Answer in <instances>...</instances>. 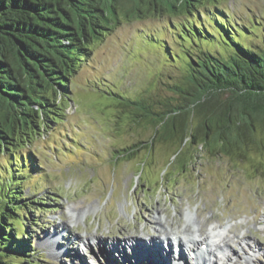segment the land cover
Returning <instances> with one entry per match:
<instances>
[{
	"label": "rangeland",
	"instance_id": "obj_1",
	"mask_svg": "<svg viewBox=\"0 0 264 264\" xmlns=\"http://www.w3.org/2000/svg\"><path fill=\"white\" fill-rule=\"evenodd\" d=\"M128 1L136 13L126 8L113 13L112 30L96 43L72 78L73 102L68 104L66 119L12 151L21 161L28 157L27 166L21 161L15 164L9 154L0 155V180L8 181L4 176L12 174L11 170H31L30 179L23 184L24 195L59 198L57 203H47L51 207H47V220L52 221L49 228L43 226L32 233L30 224L18 220L19 231L29 233L43 264H106L109 254L103 256L104 250L114 249L111 247L123 240L132 246L135 240L130 239L137 236L138 240L141 234L148 239L137 244L143 248L142 259L153 252L154 245L158 256L154 239L176 230L185 231L187 244L192 233L204 242L210 233L208 244L217 256H212L216 264H226L222 258L226 246L218 249L212 240L225 236L231 241L227 253L234 264H264L261 129L254 133L256 143L252 144L260 148H248L245 157L191 143L180 148L174 141L158 138L150 150L142 147L131 159L116 158V150L146 140L154 130L132 123L112 93L149 94L156 99L173 95L169 86L182 74L185 50L194 48L179 36L181 26H192L190 20L197 16L209 23L205 12L210 8L229 14L245 44L264 45V0H201L196 2L198 11L191 10L193 14L175 9L171 0H158L159 4L152 0L148 6L146 0ZM161 5L169 7V13L161 12ZM204 5L208 7L201 8ZM210 47L221 49L219 44ZM197 122L196 117L188 119L186 132ZM178 148L181 153L173 161ZM4 188L0 184V194ZM21 212L28 217L41 215L30 212V216L26 209ZM187 221L193 225L189 231L185 230ZM164 227L161 233L159 228ZM114 250L116 254L118 249ZM192 254L186 252V264L195 263ZM160 257L163 260L165 255Z\"/></svg>",
	"mask_w": 264,
	"mask_h": 264
},
{
	"label": "trees",
	"instance_id": "obj_2",
	"mask_svg": "<svg viewBox=\"0 0 264 264\" xmlns=\"http://www.w3.org/2000/svg\"><path fill=\"white\" fill-rule=\"evenodd\" d=\"M128 2L0 0V155L9 154L18 165L21 159L13 150L66 119L68 104L73 102L72 78L96 43L112 30L113 13L123 8L136 13ZM169 2L193 14L191 10L198 11L196 2L201 0ZM145 3L148 6L152 0ZM160 10L169 13L170 8L161 5ZM205 13L209 23L197 16L190 20L192 26H181L179 36L194 48L185 50L182 74L169 86L173 95L156 99L112 91L132 123L154 130L146 140L116 150V158L131 159L142 147L150 150L158 138L174 141L180 148L191 143L242 157L248 148L264 145L260 140V145L252 146L254 133L258 129L264 133V45L245 44L229 14L220 8ZM215 44L221 49L210 47ZM167 54L175 56L171 51ZM195 117L198 122L187 133V121ZM180 153L176 149L173 161ZM22 162L26 167L28 157ZM28 171L11 170L12 174L4 176L8 181L0 180L5 187L0 194V264H43L33 249V239L19 231L16 222L30 224L32 233L47 227L44 216L51 208L47 203H57L59 198L26 197L23 184L30 179ZM22 209L30 216V212L41 215L28 217Z\"/></svg>",
	"mask_w": 264,
	"mask_h": 264
},
{
	"label": "bare ground",
	"instance_id": "obj_3",
	"mask_svg": "<svg viewBox=\"0 0 264 264\" xmlns=\"http://www.w3.org/2000/svg\"><path fill=\"white\" fill-rule=\"evenodd\" d=\"M158 220V223L159 224H161L162 222H163V220H162V217L161 216H159V219H157ZM188 222V221H187ZM149 223V225H147V226H150L153 222L151 221V223L150 222H148ZM193 225H192V223H190V222H188V224L186 225V227H185V230H187V231H189L190 230V228L189 227H192ZM216 227V226H215ZM166 228L167 227H164V229H160L159 228V231L162 233V231L161 230H163V232L166 230ZM213 229H215V228H213ZM216 229H218V228H216ZM158 230V229H157ZM194 231H195V229H194ZM184 232L185 231H180V230H176L175 232H171V234H173V235H176L177 237H179V239H178V244H177V246L179 247L180 246V252H181V255H179V256H175L174 257V259H176L177 257H179V258H181V259H183L184 257H182V256H185L186 257V252L188 251V250H195V248L193 247V245H197V244H200V246L202 245V244H204V243H206V242H204V241H202L201 240V238H199V237H197V235L196 234H194V233H192V236L191 237H189V242H190V245L189 244H187L184 240H183V238L181 237L182 236V234H184ZM200 232H201V230H200ZM162 236H163V238H162V241H161V244H159L156 248V252H157V254H158V256L155 254V252H154V249H155V245L154 246H151V248H152V250H153V252L152 251H150V252H152L150 255H148V256H146L144 259H142V255L140 254L142 251H139V254H137V257H139V259H140V262H142V264H149V262L147 263V261L149 260V259H151L150 260V262H151V264H160V262H162L163 260H162V258L160 257V254H162V245H164V246H167V244L168 245H170V244H172V239L170 240H167L168 239V236L167 235H165V234H162ZM203 236V235H202ZM215 236V235H214ZM221 236V235H220ZM212 237V235L209 233V235L207 234L206 235V240H210V238ZM93 236L91 237H89V239L90 240H93ZM138 240H136L137 241V243L138 242H140V241H147L148 239L144 236V235H139L138 236V238H137ZM207 241V242H208ZM212 241H214V243H213V245L214 246H216L217 248L218 247H222V246H226V249H225V253H224V259H225V261L224 262H226V264H234L235 262H233V259L231 258V256H229L228 255V247H230L231 246V241H229V239H228V237L227 236H225V237H222L219 241H217V240H212ZM235 241V240H234ZM233 241V242H234ZM163 242H165V243H163ZM204 242V243H203ZM221 242L222 243H224L223 245H221ZM170 243V244H169ZM174 244V243H173ZM172 244V245H173ZM208 244V243H207ZM172 245H171V247H172ZM249 245V244H248ZM228 246V247H227ZM130 247H132V246H130ZM219 249V248H218ZM199 250H200V248H199ZM115 250L114 249H109L108 250V252H114ZM173 253H174V251H172ZM124 254H125V256H126V251H124ZM222 254H223V252H222ZM113 256H115L114 255V253L112 254ZM195 255H196V260L198 261V263L199 264H205V262H204V259H207V260H210L211 262L213 261L214 262V264H216V260H214L213 259V257L212 256H215L216 257V255H215V252L213 251V248L212 247H210V245L209 246H207V249H206V251H204V253H202V252H195ZM210 257H209V256ZM149 256H151V257H149ZM82 258H84V257H82ZM223 259V260H224ZM110 260V259H109ZM112 260V259H111ZM161 260V261H160ZM238 261H236V263H237ZM132 264V263H131Z\"/></svg>",
	"mask_w": 264,
	"mask_h": 264
}]
</instances>
